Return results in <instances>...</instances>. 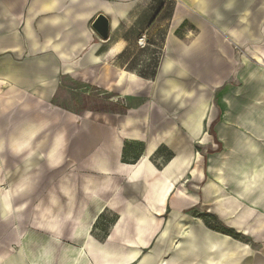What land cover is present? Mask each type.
<instances>
[{
    "label": "crops",
    "instance_id": "1",
    "mask_svg": "<svg viewBox=\"0 0 264 264\" xmlns=\"http://www.w3.org/2000/svg\"><path fill=\"white\" fill-rule=\"evenodd\" d=\"M62 1L70 5L31 2L23 33L0 29V264H264V231L246 258V231L215 228L210 220H220L210 212H181L192 201L176 198V186L167 202L165 194L191 165L181 140L190 146L205 133L207 99L188 98L225 87L242 48L264 63V0H204L206 21L197 18L198 0ZM10 9L16 26L24 23L21 5ZM99 14L114 17L109 39L96 42L85 23ZM168 14L151 78L159 90L138 113L88 120L55 105L60 77L116 80L117 60L133 44L117 36L123 23L151 31ZM188 24L201 35L178 36ZM126 79L143 81L122 73L120 83Z\"/></svg>",
    "mask_w": 264,
    "mask_h": 264
},
{
    "label": "rangeland",
    "instance_id": "2",
    "mask_svg": "<svg viewBox=\"0 0 264 264\" xmlns=\"http://www.w3.org/2000/svg\"><path fill=\"white\" fill-rule=\"evenodd\" d=\"M31 2H39L40 5L47 3L70 5L69 1L61 2V0H0V6L4 5V9L0 7V29L7 33L19 29L23 33L25 21L28 20L27 10ZM16 4L21 5L23 13L26 12L25 17L27 16L24 23L19 22L17 26L15 22L18 18L14 16L13 9H10V6ZM198 4L197 18L208 20L211 12L202 5L204 0H198ZM53 15L61 14L50 13V16ZM108 17L113 19L114 16L109 14ZM93 19L85 23V35L95 38L98 42L100 37L92 29ZM171 20V14H168L167 18L159 24L156 23L151 31L145 28L128 29L129 27L123 23V27L117 30V36L125 37L127 34L128 37H132L133 44L129 53L117 60L116 80L112 79L105 84L104 78H102L103 82H100L95 81L93 76H87L85 81L77 77H60L57 79L59 89L53 96L55 105L88 120L93 119L95 113L123 117L138 113L143 102L147 99L154 100V96H157L159 85L151 78L157 74L161 65L164 53L161 43L168 34L169 30L166 26L171 24ZM166 21L168 23H165ZM76 22L75 26H81L80 21L76 20ZM201 33L199 26L188 24L177 35L192 38L199 37ZM54 35H56L55 32ZM149 39L151 42L148 41ZM236 60L237 67L233 77L218 93H209L210 90L206 87V92H198L195 98H192L195 95L192 93L191 99L188 98V102L192 105L196 101L199 105L204 97L207 99L206 117L208 113V119L205 124V133L201 138L190 142V146L185 139L181 140L183 149L189 148L191 151V165L184 172L176 174L175 184L171 180L172 183L168 182L165 194L167 202L176 186V198L179 197L185 202L192 201L191 204L181 205V212L200 214L210 212L216 214L220 220L219 222L210 220L215 228L226 224V226L246 231L243 242L250 247L246 258H253L255 251L259 250V234L264 231V200L254 203L258 193L255 186L251 188L247 196H240L241 191L244 190L241 184L244 176L241 173L243 165L252 166L255 160L258 163L264 159V63L253 58L246 51V47L237 54ZM125 72L135 74L143 81L133 84L126 79L124 84H121L120 78ZM124 90H129L127 96L123 94ZM184 111L189 112V110ZM128 137L139 138L130 135ZM249 141L258 147L260 158L250 153ZM179 161L178 159L177 164ZM247 173L250 174L248 171ZM217 176H221L223 183L216 180ZM261 190L264 191V189ZM193 197L197 200L196 203H193ZM228 217L231 218L228 220ZM231 220L237 221L239 226L232 224ZM22 243L29 244L30 237L28 235L26 238L23 237Z\"/></svg>",
    "mask_w": 264,
    "mask_h": 264
},
{
    "label": "bare ground",
    "instance_id": "3",
    "mask_svg": "<svg viewBox=\"0 0 264 264\" xmlns=\"http://www.w3.org/2000/svg\"><path fill=\"white\" fill-rule=\"evenodd\" d=\"M204 117V113H199L198 116V127L200 128V124L202 122V118ZM135 120V118H134ZM133 136V137H139V134L136 133H127V135ZM249 150L250 153H253V155L257 158H260V154L258 153V147L256 146V144L252 143L251 141H249ZM153 151V149H152ZM178 159H176L175 164H177ZM186 162H188L187 159L183 160V164L184 165ZM250 167V168H248ZM250 172V174L247 173ZM166 175V174H164ZM241 175L244 176V179L241 181V184L243 186V191H241L240 196L242 195H246L247 193L251 190V188H253V186L257 187L258 189V193L257 196L254 199V203L257 204L258 202H260V200H264V191L261 189H264V159L260 160V162L257 163V160H255L254 165H243L242 167V173ZM167 176V175H166ZM218 182H222V178L221 176H217L216 179ZM172 183V182H171ZM220 188V186H219ZM224 189V188H223ZM217 190V189H216ZM182 194V193H181Z\"/></svg>",
    "mask_w": 264,
    "mask_h": 264
},
{
    "label": "water",
    "instance_id": "4",
    "mask_svg": "<svg viewBox=\"0 0 264 264\" xmlns=\"http://www.w3.org/2000/svg\"><path fill=\"white\" fill-rule=\"evenodd\" d=\"M92 29L102 40H108L111 29L110 19L104 14H99L92 23Z\"/></svg>",
    "mask_w": 264,
    "mask_h": 264
}]
</instances>
